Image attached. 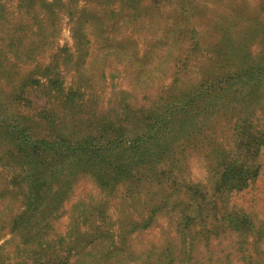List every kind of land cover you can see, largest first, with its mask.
<instances>
[{
	"label": "trees",
	"instance_id": "1",
	"mask_svg": "<svg viewBox=\"0 0 264 264\" xmlns=\"http://www.w3.org/2000/svg\"><path fill=\"white\" fill-rule=\"evenodd\" d=\"M192 2L0 0V264H264V0L260 24L244 35L237 23L249 0L231 7L236 33L212 59L222 73L182 90L179 76L202 46L181 23L198 17ZM167 7L172 29L144 58L109 39L145 17L161 25ZM62 16L75 48L64 50L76 59L69 87L58 59L39 58ZM239 38L259 40L261 54ZM119 52L120 63L140 64L143 80L164 64L176 77L156 97L122 90L105 100L104 68ZM193 161L203 180L192 179ZM82 177L98 198L66 207Z\"/></svg>",
	"mask_w": 264,
	"mask_h": 264
},
{
	"label": "rangeland",
	"instance_id": "2",
	"mask_svg": "<svg viewBox=\"0 0 264 264\" xmlns=\"http://www.w3.org/2000/svg\"><path fill=\"white\" fill-rule=\"evenodd\" d=\"M238 1L239 0H193L191 6L192 13H198V17L196 15L189 16V18H187L188 23H186L187 21L185 19H180L185 20L181 23L186 25L187 34H190V32H193V30L195 31L196 29L198 33L197 39L202 42L201 51L193 55L194 58L192 57L193 60L188 62L187 70L185 72L183 70L179 76L181 81L178 82V84H180L182 90H187L197 85L204 74L214 72L217 68L219 74L222 73L220 66L214 67L215 63L212 59L214 60L217 55L216 47L218 42H220L223 37L226 36L228 38L236 33H233L232 30H228L229 28H227V26L235 21V17H232L231 15L233 11L230 9L231 7H234ZM261 1L263 0H249L247 7H251L249 11L251 13L245 12L243 17L239 19L240 21L237 23L238 27L242 28L244 32L240 34H246L245 31L247 28L252 27L255 24H264V14H262L263 17L259 19L260 23L254 19V15L257 14L256 10ZM172 10V7H167L165 11H163L168 17H165V21H161V19V25L159 26L150 25L145 17L133 25H126L121 28L120 32L109 37V39L114 41L115 46L124 49L125 53L136 54L139 58H144L147 51L150 50V45H154L156 42H166L168 33L172 29L171 25H173V21L175 20L172 15L174 14ZM228 15H230V17ZM59 25L60 34H58V36L52 41L53 44L46 48L47 51L42 56H39V58L41 63L46 65L58 59L59 63L64 67L63 73L65 76V86L69 87L77 81L73 72V65L76 59L74 58V60H72L73 62H71L66 57V53H64V50L67 48L70 49V51H75L74 41L70 33L72 23L68 16H62ZM188 36L187 39L186 36L183 38L184 42H182V46L184 51L186 47H188ZM237 42H239V45L251 49L254 57H258L261 54L262 46L259 44V40L248 42L247 40L239 38ZM116 57L117 58H115L114 55H111L104 68L107 80L106 83H104L105 85H103L104 88L102 93L105 100L110 98L113 99L115 96L120 97V91L122 90L134 92L135 96L140 100L142 99L144 92L151 97H156V95L162 93L163 90L168 89L176 77V74H174L175 69L172 68V65L164 64L161 71L156 69L149 74L148 79L143 80V78L140 77V64H138V62H134L130 56H127V58L122 59L124 62L120 63V52L119 56ZM154 61L156 60L154 59L151 63L146 65L145 68L147 71L148 69L153 68L154 65L152 63ZM195 61L196 63H194ZM98 92L100 93V87L98 88ZM113 93H117V95H114ZM189 172L194 180H203L205 175V171L201 164L195 161L191 163ZM258 189L257 195L260 196V198L258 196L260 204H258L257 208L261 210L264 218V171ZM73 191V195L66 207H71L80 199L89 200L92 197L95 199L98 198V189L92 181L86 177H82L76 182ZM66 221L67 217H63L61 222L62 224H66ZM2 244L3 242L0 243V247ZM118 244L119 245L117 246H120V242ZM6 251L10 253V257H13L15 246L8 245Z\"/></svg>",
	"mask_w": 264,
	"mask_h": 264
}]
</instances>
